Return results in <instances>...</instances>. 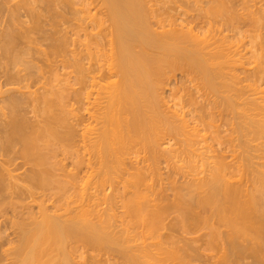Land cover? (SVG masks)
<instances>
[{
	"label": "bare ground",
	"instance_id": "6f19581e",
	"mask_svg": "<svg viewBox=\"0 0 264 264\" xmlns=\"http://www.w3.org/2000/svg\"><path fill=\"white\" fill-rule=\"evenodd\" d=\"M262 82L264 0H0V264H264Z\"/></svg>",
	"mask_w": 264,
	"mask_h": 264
},
{
	"label": "rangeland",
	"instance_id": "374dc122",
	"mask_svg": "<svg viewBox=\"0 0 264 264\" xmlns=\"http://www.w3.org/2000/svg\"><path fill=\"white\" fill-rule=\"evenodd\" d=\"M169 4H170V3H169ZM169 4H168V5H169ZM171 4H172V3H171ZM171 4H170V5H171ZM165 5H166V4H165ZM165 5H164V7H167V6H165ZM170 5H169V6H170ZM172 12H173V11H172ZM173 13H175V12H173ZM244 40H245V41H243V42H247V38L244 39ZM241 42H242V40H241ZM241 42H240V43L237 42V46H239L240 44H243V42H242V43H241ZM245 45H246V44H245ZM241 47H242V45L240 46L239 49H241ZM248 47H249V45H248ZM245 48H247V47H245ZM254 64H255V63L252 62V63L249 64L248 66H247V65H244V66H245L244 68H245V69L248 68V67L250 68V67H251L250 65H252V67H253ZM241 67H242V66H241ZM237 68H238V70H239V69H240V66H239V67L237 66ZM238 70H237V73L239 74L238 76L242 77V76L244 75V74H243L244 72H242V75H241V74H240V72H241L240 70H241V69H240L239 71H238ZM242 70H243V69H242ZM60 71H61V70H60ZM64 71H65V70H64ZM61 72H63V70H62ZM177 76H179L178 73H177L176 77H177ZM171 80H172V81H171V85H172V84L174 83V81H173L174 78H172ZM261 84H262V85H261ZM261 84L258 85V88H257V90H256V91H258V90H259V91L256 92L255 95L253 94L255 97H260V96H263V97H264V82H262ZM260 89H261V90H260ZM253 95H252V96H253ZM213 97H214V96H213ZM213 97H212V98H213ZM215 97H216V96H215ZM215 97H214V98H215ZM214 98H213V99H214ZM218 99H219V98L217 97V100H218ZM217 102H218V101H217ZM218 109H219V107H218ZM215 110H216V109H215ZM215 110L213 109V111H215ZM221 112H222V113L224 112V113H223L224 116H223L222 114H221V115H222V117L225 118V117L227 116V115L225 114V111H221ZM221 112H219V114H218V112L215 113V114H216V115H215V119L217 118V121L215 120V121L213 122V126L217 124L218 127H217V125H216L215 127H217V128L215 129V127L213 128V126H212V127L208 128V130L203 131V132H204L203 134L206 133L205 135H206V136H207V135L209 136V137H208V141H210V143H209L208 141H206V143H205L204 145H206V144H213V143L211 142L212 139L210 138V137H212V136H213V137H214V136H217L218 138H220V140L223 139L224 141H226V139L229 138L228 136H231V135H232V136L235 135L234 138H236V139H235L236 141H234V144H237V142H238L237 137H238V136L236 135V133L238 134L239 132H238L237 130H236V131H237V132H236V131L234 130V128H233V124L235 123V121L237 122V119H233V120H235L234 123H233V121L230 123V121L232 120V118H234V114H232V118L230 119L231 113L228 114V112H226L229 116H228L227 118H225V120H223L224 118L221 119V115H220ZM219 115H220V116H219ZM217 116H218V117H217ZM235 117H236V116H235ZM219 118H220V119H219ZM226 119H227V120H226ZM218 120H220V121L218 122ZM221 120H223V121H221ZM228 120H229V122H227ZM225 121H226L227 123H229L230 125L227 124ZM220 122H221V123H220ZM222 122H223V123H222ZM224 122H225V123H224ZM214 123H215V124H214ZM218 123H220V124H224V125H220V124H218ZM232 123H233V124H232ZM227 126H228V127H227ZM230 126H231V127H230ZM225 128H226V129H225ZM228 128H229V129H228ZM213 129H215V130H213ZM218 129H219V132H218ZM231 129H233V131H232ZM206 131H207V132H206ZM209 131L211 132V136H210V134H208V133H210ZM216 131H217V132H216ZM212 132H213V134H212ZM221 132H222V133H221ZM226 132H227V133H226ZM232 132H234V133H232ZM235 132H236V133H235ZM231 133H232V134H231ZM201 134H202V132H201ZM214 134H215V135H214ZM216 134H217V135H216ZM219 134H220V135H219ZM226 134H227V135H226ZM229 134H231V135H229ZM233 134H234V135H233ZM221 136H222V139H221ZM224 136H225V137H224ZM240 140H241V139H240ZM253 140H254L253 142H252V140L249 142V143H250L249 146H250L251 143H252V145H251V149L249 150L250 155L252 154V155H251V157H252L251 160L253 161V159H254L255 163H257V162H258V163H259V162L261 163V162L264 161V158H263L264 156H262V155L264 154V153L262 152L263 146L261 145V142L264 141V140H263V139H259V140H258V139H257V140H256V139H253ZM207 142H208V143H207ZM213 142H214V141H213ZM226 142H227V141H226ZM226 142H225V143H226ZM225 143H224L223 145H221V146H228V145H226ZM258 143H260V144H258ZM253 145H254V146L256 145V146L254 147ZM199 146H200V145H198L197 147H199ZM200 147H201V146H200ZM200 147H199V148H200ZM236 147H237V148H236ZM236 147H235V149H234V150H235V153H236V155L238 154L237 157H241L242 154H243V153H242V154L240 153V152H242V150L239 149V147L241 148V145H240V146L238 145V146H236ZM252 147H253V148H252ZM257 147H258V149L256 150ZM200 149H201V148H200ZM200 149H198V151H202V149H201V150H200ZM241 149H242V148H241ZM254 149H255V150H254ZM259 149H261V150H259ZM238 150H239V151H238ZM198 151H196V152H198ZM261 152H262V153H261ZM235 153H234V155H235ZM239 153H240L241 155H240ZM253 154H254V155H253ZM261 154H262V155H261ZM243 155H245V154H243ZM229 156H231V155L229 154ZM258 156H259V157H258ZM233 157H235V156H233ZM233 157L231 156V158H233ZM253 157H255V158H253ZM261 157H262V158H261ZM229 159H230V158L228 157V160H229ZM233 159H235V158H233ZM237 159H238V158H237ZM254 161H253V165H254L255 167H257V164H258V163H257V164H254ZM160 163H162V164H159L160 167H161V168H160V169H161V172H160V173L163 172V174H164V172H165V173L168 172V171H169V168H171L170 165H168V167L166 166L167 163H166V165H165L164 162H160ZM179 163H180V162H179ZM179 163H178V164H179ZM176 165H177V164H176ZM183 165H184V164H183ZM262 168H263V167H262ZM262 168H260V169H262ZM263 169H264V168H263ZM263 169H262V170H263ZM163 174H162V177H163ZM164 175H165V174H164ZM166 175H167V173H166ZM165 177H166V176H165ZM171 177H172V176H171ZM163 178H164V177H163ZM165 179H166V178H164L163 181H162L161 179H159V181L157 180V183L159 182V183H161V185H163V183H164V185H165V182H168V181L171 180V179H170V180L168 179V181H165ZM166 180H167V179H166ZM149 181L151 182L152 180H149ZM155 181H156V180H155ZM113 185H114V184H113ZM107 192H108V191H107ZM107 192H106V193H107ZM168 192H169V191H167V193H168ZM38 193H41V192H38ZM38 193H37V194H38ZM108 193H110V192H108ZM169 193H170V192H169ZM47 201H48V200H47ZM47 201H46V203H47ZM48 202L50 203V200H49ZM49 203H48V204H49ZM118 211H119V209H118ZM138 222H139V220H138ZM138 222H137V223H138ZM140 223H141V222H140ZM203 223H205V222H204V221H200L199 224L197 225V229H198V232H197V233H203V232L206 231V229H207V228H206L207 225H204ZM138 224H139V223H138ZM202 224H203V226H202ZM205 224H206V223H205ZM135 226L137 227V225H135ZM205 226H206V227H205ZM138 229H140V227H138ZM204 230H205V231H204ZM74 244H75V243H74ZM82 244H83V243H82ZM82 244H80V243L77 244V243H76V245H75L76 247L73 245V243L71 244V245H72L71 247L74 246L73 249H75V248L77 249V250L75 249V250H74L75 252L72 253V252H73V249H71V247H70V251L72 250V251L70 252V253H71V258L73 257L72 254H75V255H74V258H72L73 261H74V264H82V263H83V264H90V263H87V262H88V261H87V258L92 257V256H94V257H96V258H98V256H99V258H101L103 252H102L101 250H98V252H99L101 255H100V254H97L98 252L95 251L96 249H98L97 247L94 248V250H93V248L91 249V247H89V246L87 247L86 244H83V245H82ZM79 246H80V247H79ZM81 246H82V247H81ZM92 247H93V246H92ZM80 248H81V249H80ZM84 248H85V250H84ZM79 249H80L81 252L79 251ZM83 250H84L85 252H84ZM92 250H93V251H92ZM86 251H87V252H86ZM96 252H97V253H96ZM208 252H209V251H208ZM76 253H77V254H76ZM80 253L82 254L81 256H83L84 259H86L87 262H86V261L83 262V261H84V260H83V257H81V256L79 257V256H78V255H80ZM83 254H84V255H83ZM96 254H97L98 256H97ZM91 255H92V256H91ZM95 255H96V256H95ZM77 256H78V257H77ZM75 257H77V258H75ZM102 257H105V255H103ZM79 258H80V259H79ZM89 259H90V258H89ZM102 259H103V258H102ZM82 260H83V261H82ZM79 262H80V263H79Z\"/></svg>",
	"mask_w": 264,
	"mask_h": 264
}]
</instances>
